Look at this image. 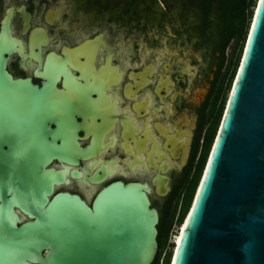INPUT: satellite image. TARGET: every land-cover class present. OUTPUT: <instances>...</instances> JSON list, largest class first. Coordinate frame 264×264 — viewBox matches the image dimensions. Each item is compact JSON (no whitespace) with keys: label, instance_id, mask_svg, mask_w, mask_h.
Masks as SVG:
<instances>
[{"label":"flooded vegetation","instance_id":"af4514ba","mask_svg":"<svg viewBox=\"0 0 264 264\" xmlns=\"http://www.w3.org/2000/svg\"><path fill=\"white\" fill-rule=\"evenodd\" d=\"M170 1L177 0H0L7 72L40 91L34 105L49 130L62 126L61 115H72L77 142L90 151L76 167L52 159L48 167L63 171L66 181L55 191L84 201L89 195L91 201L93 186L84 184L83 170L92 175L91 166H104L109 174L98 189L114 181L147 182L159 215L157 240L180 209L207 133L219 122L217 90L232 42L222 55L218 16L202 13L189 0H179L182 22L175 28ZM189 8L195 10L194 21ZM163 21L169 25L163 27ZM182 36H194L193 45L202 44L208 52L173 47ZM203 81L208 86H201ZM156 176L168 179L163 197L156 193ZM14 212L19 226L31 221L20 208Z\"/></svg>","mask_w":264,"mask_h":264},{"label":"water","instance_id":"95a60500","mask_svg":"<svg viewBox=\"0 0 264 264\" xmlns=\"http://www.w3.org/2000/svg\"><path fill=\"white\" fill-rule=\"evenodd\" d=\"M7 53L0 45V264H152L159 215L148 183L114 181L98 189L109 174L91 166L92 175L83 169L91 201L56 192L66 181L63 171L48 167L52 159L76 167L90 151L79 146L72 115L47 128L34 105L40 91L12 79ZM153 183L158 196L168 193L166 177ZM194 196L171 264H264V0L256 1ZM16 207L31 221L19 226Z\"/></svg>","mask_w":264,"mask_h":264},{"label":"trees","instance_id":"16d2710c","mask_svg":"<svg viewBox=\"0 0 264 264\" xmlns=\"http://www.w3.org/2000/svg\"><path fill=\"white\" fill-rule=\"evenodd\" d=\"M193 1L197 6L198 10L204 14L209 12H214L218 16V29L217 36L219 38L217 49L220 50L221 54H224V51L228 44L235 40L236 45L238 46L243 42L248 23L251 22V10L254 8L257 0H189ZM223 63V62H222ZM221 63V65H222ZM235 70V63L233 60H230L225 73L221 77V82L217 90V99L221 98V101L225 97V90L230 86L231 77L233 76V71ZM226 87V88H225ZM225 100V98H224ZM223 103L220 104L219 116H221ZM218 128V120L214 123V125L210 128L207 133L204 150H203V158L201 163L198 166L197 173L195 177L188 182L185 193L182 197L181 207L179 210L175 209L168 221L167 227L165 229L164 238H158V253L152 264H159L163 253L168 244V237L172 228L175 225H181L186 215L190 204L192 202V198L194 196L196 187L198 185L201 170L206 162L208 153L210 151V147L212 141L215 137ZM167 264V263H165Z\"/></svg>","mask_w":264,"mask_h":264},{"label":"rangeland","instance_id":"374dc122","mask_svg":"<svg viewBox=\"0 0 264 264\" xmlns=\"http://www.w3.org/2000/svg\"><path fill=\"white\" fill-rule=\"evenodd\" d=\"M170 4H171V7H172V12L174 14L173 16V21H172V25L175 27V28H179L181 26V19H180V11L182 10V3L177 0V1H170ZM256 6V4H255ZM255 6L254 8H252L251 10V19L250 21L252 20V16H253V13H254V10H255ZM187 11V14L189 15V17L191 19H193L194 21V17H195V14H194V8L193 10L189 8V10L185 9ZM158 23H160L159 21H156L155 22V25L157 26ZM162 26H168V22L166 21H163L161 22ZM250 24L251 22L248 23V27H247V32H246V35H245V38L243 40L242 43H240L238 46L236 45V41L233 40L228 49L226 50V53H225V67L228 66V64L230 63V60H233L234 63H235V70L232 72L233 73V76L231 77V82H230V86L229 87H225L226 90H225V100L223 98V100L221 101L223 103V106H222V112H221V116H220V119H219V122H218V125L220 123V120H221V117H222V114L224 112V109H225V106H226V103H227V99H228V96L230 94V90H231V87H232V84H233V81H234V78H235V75H236V72H237V69H238V66H239V63H240V60H241V57H242V54H243V51H244V48H245V44H246V39H247V35H248V32H249V28H250ZM162 38H165V35L162 34ZM194 36L190 37V36H182L180 40H177L175 42H172V46L173 47H178L181 51H185V50H191L192 52H201L203 53V55H205L206 52H208V48H206L205 46H203L202 44L198 45L197 47H195L193 45V41H194ZM204 70L206 71L207 74H209L210 72L208 71L207 68H204ZM211 79V78H210ZM209 79V80H210ZM207 85L208 86V82L206 81H203V84H201V86H205ZM220 102V104H221ZM212 144H213V141H212ZM212 144H211V147H212ZM210 147V149H211ZM210 152V151H209ZM205 166V165H204ZM201 178V177H200ZM200 181V179H199ZM199 184V182H198ZM197 188H198V185L196 187V190H195V193L194 195L196 194V191H197ZM194 197L192 198V202L194 200ZM192 202L190 204V207L186 213V215L184 216V219L182 221V224L185 222V219L189 213V210L191 208V205H192ZM182 224L181 225H175L171 232H170V237H169V240H168V244H167V247L163 253V256H162V259L160 261L159 264H171V261H172V258H173V251L175 250V245L173 244L174 241H175V238L176 236L180 233V229L182 227Z\"/></svg>","mask_w":264,"mask_h":264},{"label":"snow or ice","instance_id":"6c2138e0","mask_svg":"<svg viewBox=\"0 0 264 264\" xmlns=\"http://www.w3.org/2000/svg\"><path fill=\"white\" fill-rule=\"evenodd\" d=\"M252 39H254V37H253ZM245 67H246V66H245ZM204 186H206V184H205ZM184 235H185V234L182 232V237H181V239H178V241H177V244H178V245H180V244H181V241H182V239H183ZM178 251H182V247H181V248H179V249H178Z\"/></svg>","mask_w":264,"mask_h":264},{"label":"bare ground","instance_id":"6f19581e","mask_svg":"<svg viewBox=\"0 0 264 264\" xmlns=\"http://www.w3.org/2000/svg\"><path fill=\"white\" fill-rule=\"evenodd\" d=\"M89 196V195H88ZM184 225V223L182 224V227H181V229H180V233H181V231H182V229H183V226ZM180 233L176 236V238H175V244L177 243V241H178V239H180Z\"/></svg>","mask_w":264,"mask_h":264},{"label":"built area","instance_id":"2783aa9c","mask_svg":"<svg viewBox=\"0 0 264 264\" xmlns=\"http://www.w3.org/2000/svg\"><path fill=\"white\" fill-rule=\"evenodd\" d=\"M175 242V241H174Z\"/></svg>","mask_w":264,"mask_h":264}]
</instances>
